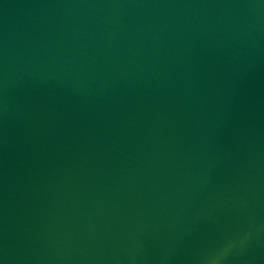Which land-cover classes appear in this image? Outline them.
Wrapping results in <instances>:
<instances>
[{"label":"water","instance_id":"obj_1","mask_svg":"<svg viewBox=\"0 0 264 264\" xmlns=\"http://www.w3.org/2000/svg\"><path fill=\"white\" fill-rule=\"evenodd\" d=\"M227 241L264 264V0H0V264Z\"/></svg>","mask_w":264,"mask_h":264},{"label":"clouds","instance_id":"obj_2","mask_svg":"<svg viewBox=\"0 0 264 264\" xmlns=\"http://www.w3.org/2000/svg\"><path fill=\"white\" fill-rule=\"evenodd\" d=\"M242 242V241H241ZM235 247V242L227 241L225 246L220 249L217 253L211 254L205 259V264H221L226 258L229 251Z\"/></svg>","mask_w":264,"mask_h":264}]
</instances>
